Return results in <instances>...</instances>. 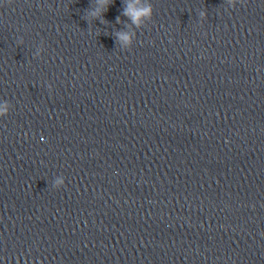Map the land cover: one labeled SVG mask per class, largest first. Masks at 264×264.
<instances>
[{
  "label": "clouds",
  "instance_id": "9594fccd",
  "mask_svg": "<svg viewBox=\"0 0 264 264\" xmlns=\"http://www.w3.org/2000/svg\"><path fill=\"white\" fill-rule=\"evenodd\" d=\"M106 10L107 9H105V11ZM152 12H153V9L151 5L136 8L133 5L129 4L125 8L123 15L130 17V19L132 20V23L139 26L142 18L144 17L151 18ZM116 22L121 23L120 17H117ZM0 114H2V112H0Z\"/></svg>",
  "mask_w": 264,
  "mask_h": 264
}]
</instances>
